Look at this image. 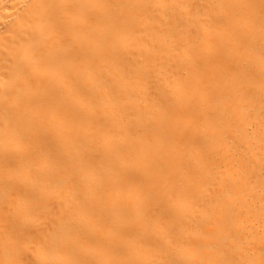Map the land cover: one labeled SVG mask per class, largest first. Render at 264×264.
Masks as SVG:
<instances>
[{"label": "bare ground", "instance_id": "obj_1", "mask_svg": "<svg viewBox=\"0 0 264 264\" xmlns=\"http://www.w3.org/2000/svg\"><path fill=\"white\" fill-rule=\"evenodd\" d=\"M0 264H264V0H0Z\"/></svg>", "mask_w": 264, "mask_h": 264}]
</instances>
